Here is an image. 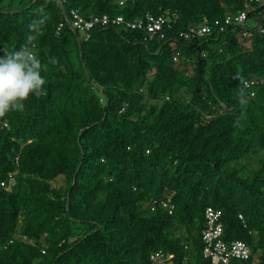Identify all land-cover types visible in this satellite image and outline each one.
Masks as SVG:
<instances>
[{
    "label": "trees",
    "instance_id": "1",
    "mask_svg": "<svg viewBox=\"0 0 264 264\" xmlns=\"http://www.w3.org/2000/svg\"><path fill=\"white\" fill-rule=\"evenodd\" d=\"M14 1L0 0V54L42 9L48 71L46 94L0 119V264H152L157 249L211 264L206 206L264 264V0ZM70 9L161 15L164 37L100 24L85 37Z\"/></svg>",
    "mask_w": 264,
    "mask_h": 264
},
{
    "label": "built area",
    "instance_id": "2",
    "mask_svg": "<svg viewBox=\"0 0 264 264\" xmlns=\"http://www.w3.org/2000/svg\"><path fill=\"white\" fill-rule=\"evenodd\" d=\"M246 17L245 12L239 13V15L231 18L227 16L226 23H242ZM70 27L77 30L79 33L88 36L87 32L95 25H119L128 27L130 29H144L150 37L159 33V38L164 37L162 32L164 19L163 16H155L152 14H146L144 17H138L132 20H126L123 16L112 17L107 14L103 15H91L88 18L84 17L77 9H70L68 14V20ZM59 24L57 30L61 27ZM261 31H264L262 29ZM210 32L208 25L191 26L186 36L203 35ZM173 60L177 61V55L173 56ZM256 80H245L244 85L247 88L255 85ZM251 95L254 91L251 90ZM0 185H4L1 181ZM163 206H166L163 203ZM238 218L246 226L244 217L242 214H238ZM223 222L221 221L220 209L213 206H206L204 210V226L201 230V242H202V256L210 261L211 264H248L251 257V251L249 246L241 239L225 240L223 238ZM173 253L164 251L163 249L154 250L149 258L152 264H173ZM249 264H255V260H251Z\"/></svg>",
    "mask_w": 264,
    "mask_h": 264
},
{
    "label": "clouds",
    "instance_id": "3",
    "mask_svg": "<svg viewBox=\"0 0 264 264\" xmlns=\"http://www.w3.org/2000/svg\"><path fill=\"white\" fill-rule=\"evenodd\" d=\"M41 12L42 9H37V18L29 23L25 43L18 50L0 54V119L10 113L24 112L26 102L33 96L46 94L47 80L42 73L48 71V65L42 62L33 43L47 23V16L39 15ZM51 63L55 64L56 60Z\"/></svg>",
    "mask_w": 264,
    "mask_h": 264
},
{
    "label": "rangeland",
    "instance_id": "4",
    "mask_svg": "<svg viewBox=\"0 0 264 264\" xmlns=\"http://www.w3.org/2000/svg\"><path fill=\"white\" fill-rule=\"evenodd\" d=\"M17 1H18V0H15V1H14V3H15L14 5H18V6H19V4H16V3H17Z\"/></svg>",
    "mask_w": 264,
    "mask_h": 264
}]
</instances>
